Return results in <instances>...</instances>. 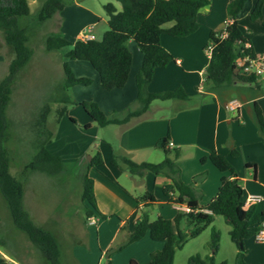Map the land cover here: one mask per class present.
Returning a JSON list of instances; mask_svg holds the SVG:
<instances>
[{"label":"trees","instance_id":"obj_1","mask_svg":"<svg viewBox=\"0 0 264 264\" xmlns=\"http://www.w3.org/2000/svg\"><path fill=\"white\" fill-rule=\"evenodd\" d=\"M121 2L118 8L114 2L104 4L107 15L108 29L102 39L84 40L81 38L70 42L59 31L50 32L44 38L47 50H60L71 45L65 54L63 62L65 78L63 90L66 92L72 86L83 83L90 85L93 79L89 76H77L70 60L88 62L99 74L101 86L107 90L122 88L126 85L133 63V55L128 47V41L133 39L138 44L143 60L136 76L138 106L129 107L121 114L108 116L95 101H83L86 112L100 125L108 123H127L132 119L144 115L155 100H189V96L182 86L163 91H150L148 83L152 79L156 67H163L174 60V55L161 44V34L168 32L171 35L186 36L195 32L199 27L198 11L210 0H117ZM72 0H44L37 18L40 21L52 18L63 10ZM246 0H231L227 6L229 20L221 32H212L210 43L209 62L205 68V83L212 86H226L236 81L254 82L255 73L240 74L236 70V59L242 53L237 49L240 41H247V37L240 27L237 15L244 8ZM264 0H256L251 12L253 20L262 15ZM31 13L28 0H0V31L6 43L13 51L9 63L8 73L0 80V192L5 200L13 223L25 232L34 246L43 255L46 264H62L61 246L56 235L46 227L37 224L25 207L24 182L12 173V163L15 160V151L9 146L12 140V125L8 116V106L11 102L15 82L21 70L27 65L33 55L29 45V28L23 18ZM172 22L169 27L164 24ZM254 57L251 48L244 49ZM61 100L70 101L65 93ZM60 114L66 112L61 107ZM255 111L258 125L264 136V113L255 102ZM46 112V111H45ZM44 114L40 117V132L35 140V153L26 163V169L37 170L51 175H62L67 171L63 159L52 153L49 144L52 141V132L45 126ZM169 133L160 141L164 151V158L159 162L136 161L129 156H114L112 163L127 169L132 175L144 178L148 171L155 175L166 173L170 182L163 185V192L169 195V201L176 204H186L188 210L178 212L173 219L159 215L151 220L146 211H142L126 240L119 244L116 250L123 249L129 243L149 234L151 238L164 241L161 249L151 253L150 260L140 263L132 258L128 264H176L174 257L176 250L181 248L188 236L198 235L215 215H225L232 224L231 237L238 244L235 264H250L246 260L245 240L256 236L262 227L264 210H258L256 202L245 205L244 188L237 171L228 157L212 150L203 160L210 158L212 163L221 171L229 172L223 175L219 190L208 205H200L195 189L185 183L180 177V168L177 160L181 155L179 147L168 146ZM232 156L238 154L236 147L231 149ZM104 162L100 151L87 163L86 172L82 175V201L86 202L87 217L99 212L94 191V179L89 175L92 167H98ZM250 166V164H248ZM146 206L156 203L153 192L147 191L140 198ZM102 217H106L102 214ZM187 219L188 231L182 228V221ZM219 232L212 231V249L217 248ZM242 245V246H241ZM110 247L106 251L103 264H114L111 258ZM4 261V260H3ZM183 264H229L227 261L216 262L213 254L204 260L200 254H193ZM260 264H264L260 263Z\"/></svg>","mask_w":264,"mask_h":264},{"label":"rangeland","instance_id":"obj_2","mask_svg":"<svg viewBox=\"0 0 264 264\" xmlns=\"http://www.w3.org/2000/svg\"><path fill=\"white\" fill-rule=\"evenodd\" d=\"M28 1L31 13L22 20L29 28L28 43L33 49V55L19 73L7 111L12 125V140L9 146L16 153L12 163V173L24 182L25 207L32 219L37 224L51 230L59 240L61 254L64 258L63 264H76L75 255L79 254L80 249H88L90 252L88 261L94 263L99 257L100 246H104L114 235L117 223L122 217H128L126 228L122 229L111 246L113 247L111 258L115 257L116 264H124L126 257L139 252L142 245L136 246L134 243L135 245L131 244V247L122 250H116V248L127 238L128 231L135 229L133 221L139 219L143 210L148 213L151 220H154L159 215L173 219L178 212L184 209L180 204L176 205L165 200L160 182L155 183L153 179L148 180L147 174L154 176L152 172L148 171L144 178H140L132 175L127 169L112 165L111 160L116 155L129 156L136 161L159 162L163 160L165 154L156 142L138 149L132 147L127 149L122 141L124 131L122 125L115 123L100 125L81 104L83 101H95L111 117L116 114L113 109L129 101L128 87L124 94L118 89H104L99 81H96L90 85L76 84L65 92L62 87L65 78L63 62L66 60L65 54L71 45L64 46L60 50H47L44 43L45 36L54 31H59L70 42L76 40L78 32L90 33L92 24L86 25L89 15L81 7L76 6V2L94 7L102 15L96 18L97 27L91 29L96 39H102L104 32L108 29L103 3L109 0H72L62 11H59L61 20L55 17V19L50 18L44 21L37 18L44 0ZM112 1L122 6L121 2ZM171 25L172 22H168L164 24V27ZM12 57L13 51L0 31V80L8 73ZM77 62L82 61L70 60L75 73L92 78V69L87 67L79 73L80 68ZM65 93L71 99L70 101L61 100ZM165 102L170 101L155 100V103ZM61 107L66 108L64 114L58 111ZM161 111L168 113L167 115L173 113L168 108H156L153 112L160 113ZM43 113H45V126L52 132V141L48 147L52 153L60 156L65 162L67 167L65 174L51 175L26 169L27 161L36 151L35 140L40 132V117ZM260 142L264 144L263 135ZM256 144V142L250 143L243 147L244 150L242 146H239L236 156L231 154L232 147L228 148L226 153L229 159L237 158L238 166H234L237 172V169L244 171L247 168L244 162L245 151L255 147ZM98 151L101 152L104 163H106L101 170L116 182L118 187L128 191L137 201H140L147 191L153 192L158 201L144 208H137L136 205V210L132 215L125 216L128 213L126 207H122L117 201L106 199V205L103 206L106 217L98 218V222L95 219L93 223H89L86 202L81 198L82 175L86 172L87 163ZM196 155L193 145L184 146L178 165L187 181L185 183L194 187L199 201L206 202L210 192L202 193L201 189L212 185L214 177L217 181L222 179V177L218 178V174H229V172L215 167L210 158L205 162L203 156L196 157ZM192 173H195L193 178ZM3 217V224L0 226V264H16L15 260L19 261V264H46L43 255L30 241L27 234L14 225L9 212H6ZM181 225L185 231H188L189 223L186 218ZM214 228L219 232V242L215 250L211 247ZM231 230L232 224L225 215H215L213 221L198 235L187 237L182 247L176 250L174 262L183 264L193 254H200L204 260H208L209 253H211L216 262L226 260L229 264H235L236 252L240 248L232 239ZM98 231L101 233L100 236H98ZM105 259L106 254L103 256L102 264Z\"/></svg>","mask_w":264,"mask_h":264},{"label":"crops","instance_id":"obj_3","mask_svg":"<svg viewBox=\"0 0 264 264\" xmlns=\"http://www.w3.org/2000/svg\"><path fill=\"white\" fill-rule=\"evenodd\" d=\"M230 1L210 0L205 6L201 7L198 11L200 25L195 32L189 35L176 36L166 31L161 34V44L174 55V60L166 66L155 68L152 79L148 83V89L156 92L182 86L187 92L189 100L173 99L165 103H155L153 101L149 110L144 115L132 119L127 123H120L119 125L123 126L122 141L127 149L131 147L138 149L149 146L153 142L160 145L161 139L168 133L170 135L169 142H172L171 148L179 147L182 153L184 146L193 145L197 154L196 157H206L214 149L228 157L226 152L229 147L238 148L242 146L243 148L250 143L256 142L255 147L246 149L245 151L244 162L247 168L244 171L237 169V174L242 181L245 200L249 195H260L261 199L256 201V203L258 210L262 211L264 210V144L260 142L262 133L256 117L255 102H258L264 113V76L256 75L254 82L238 80L231 85L218 87L205 83L204 71L209 62L210 54L207 47L210 43V35L212 32H221L224 30L229 20L227 6ZM108 2H114L118 8H121L115 1L109 0L106 3ZM255 2L256 0H246L244 8L237 15L240 27L247 37V41H240L237 44V49L242 51L236 59V70L240 74L250 73L244 70V62L247 55H249L244 50L245 48H251L254 57L264 58V5L261 17L253 20L251 18V12ZM106 3H103V7ZM75 5L81 7L84 12L88 13L89 18L87 19L86 25L92 24L93 29L97 27L98 21L96 18L102 16L99 11L94 7L82 5L81 3L76 2ZM55 17L61 20L59 12L52 18L55 19ZM77 34L76 39L81 38L82 33L78 32ZM132 41L135 40L130 39L128 41L130 43L128 47L133 55V63L128 81L124 87L115 88L126 94L128 87L130 99L124 102L121 107L113 109L117 115L129 107L138 106L136 76L142 64L143 54L136 41ZM79 61L82 62H77V66L80 68L78 72L80 73L82 69L85 70L88 67V69H92V83L96 81L100 83L98 72L90 64H87L88 62L83 60ZM231 106L235 108H231ZM156 108H168L173 113L170 115H167L168 113L164 111L154 113L153 111ZM230 161L235 167L238 166L237 158H231ZM205 162H207V159ZM103 165H106V163L103 162L102 165L92 167L89 170V175L94 179V191L99 208V212L87 217L89 223H93L95 219L98 222V218H101L102 214H105L103 206L106 205V199L117 201L122 207H126L128 213L125 216H131L136 210V205L137 208L146 207V202L135 200L128 191L118 187L116 182L111 180L101 170ZM112 165L115 164L112 163ZM181 170L180 168L179 177L184 182H187ZM194 174L192 173V178ZM147 175L148 180L153 179L155 183L160 182L162 187L171 181L166 173L154 174V176L151 174ZM223 175H228V173H224ZM223 175L218 174V178ZM212 183V185L201 189L202 193L210 192V196H208V199H206L208 201L206 202L199 201L200 205H208L213 197H215L219 190L221 179L217 181L214 177ZM164 195L165 200L167 199L169 201V195ZM180 206L184 210L188 207L186 204H180ZM6 212L8 213L9 210L0 193V226L3 224V216ZM128 220V217H122L120 222L117 223L114 235L104 246H100L99 257L94 263L88 261L90 254L88 249H80L78 250L79 254L77 256L75 255L76 264H102L104 254L112 246V243L116 240L122 229L126 228ZM137 222L138 218L133 221L135 226ZM130 232L128 231L127 236ZM100 235L101 233L98 231V236ZM134 243H136V246H142L139 252L128 255L124 264H128L132 258L137 259L139 262L142 260L147 262L150 260L151 253L154 250L161 249L164 246V241L153 239L149 234H146L143 238L129 243L123 249L131 247V244L135 245ZM245 246L247 249V262L250 264L264 262V241L258 240L256 236H252L245 240ZM210 255L211 253H209ZM61 258L63 264V254ZM11 260L13 261L15 259ZM115 260L113 256L112 261L114 264H116ZM14 262L19 264V261L15 260Z\"/></svg>","mask_w":264,"mask_h":264},{"label":"built area","instance_id":"obj_4","mask_svg":"<svg viewBox=\"0 0 264 264\" xmlns=\"http://www.w3.org/2000/svg\"><path fill=\"white\" fill-rule=\"evenodd\" d=\"M92 25L90 26V33H84L81 36V39L88 40L92 39L95 37V35L91 32L92 30ZM208 49V52L210 53V49ZM244 70L249 71L250 73H255L257 76H264V58H259V57H252L250 55H247V58L245 59L244 62ZM231 108H235L231 106ZM172 145V142H169L168 146ZM261 199L260 195H249L247 199L245 200V205H249L252 202H256ZM186 210L189 208L186 207ZM262 227L260 231L257 233L256 238L258 240L264 241V222H262Z\"/></svg>","mask_w":264,"mask_h":264},{"label":"water","instance_id":"obj_5","mask_svg":"<svg viewBox=\"0 0 264 264\" xmlns=\"http://www.w3.org/2000/svg\"><path fill=\"white\" fill-rule=\"evenodd\" d=\"M242 246V245H241Z\"/></svg>","mask_w":264,"mask_h":264}]
</instances>
